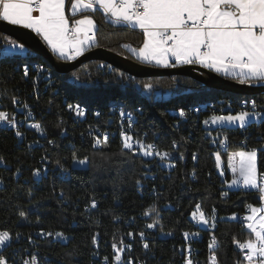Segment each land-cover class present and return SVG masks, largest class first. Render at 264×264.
Here are the masks:
<instances>
[{"label": "trees", "instance_id": "trees-1", "mask_svg": "<svg viewBox=\"0 0 264 264\" xmlns=\"http://www.w3.org/2000/svg\"><path fill=\"white\" fill-rule=\"evenodd\" d=\"M83 15H91L97 22L95 46L146 63L132 51L143 45L142 31L114 24L99 8L75 17ZM4 36L0 32V42ZM32 60L45 63L52 77L45 79L33 69ZM25 64L29 66L27 76ZM145 83L153 88L145 89ZM160 96L165 99L160 100ZM19 98L44 132L21 126L23 140L18 143L13 129L0 127V231L29 236L34 230L61 229L68 236L66 242L38 240L39 247L51 254V264H103L94 255L99 252L113 259L114 243L118 248L132 244V249L122 254L131 257L134 264H181V255L171 246L182 243L185 232L200 233L201 238L193 243L204 264L211 254L213 236L217 264L246 263L236 242L254 240L255 235L241 215L246 217L249 206L263 202L258 190L229 189L225 179L231 176L228 164L232 151L264 145V118L250 122L248 129H208L203 121L230 112L224 110L230 102L234 112L243 102L252 101L256 110L264 111V94L218 90L188 75L136 78L100 60L60 74L42 56L34 59L29 52L0 58V101L20 114ZM70 103L85 107L86 117L75 119L67 108ZM201 104L205 105L203 111H191L192 106ZM117 108L133 116L132 127L126 128L128 135L165 149L170 153L167 160L123 148ZM181 108L186 118L176 115ZM95 110L99 116L94 115ZM217 132L228 138L226 151L212 145V134ZM97 138L101 143H96ZM217 152L224 161L225 179L218 171ZM85 157V167L75 164ZM44 160L50 165L38 180L34 173ZM62 166L72 171L67 179L58 174ZM258 168L259 173L264 172V151H258ZM93 200H98L96 207H91ZM198 203L210 221L207 225L192 220ZM150 208L155 211L145 215ZM152 220L157 222L156 232L146 229ZM161 232L170 236L160 237Z\"/></svg>", "mask_w": 264, "mask_h": 264}, {"label": "snow or ice", "instance_id": "snow-or-ice-1", "mask_svg": "<svg viewBox=\"0 0 264 264\" xmlns=\"http://www.w3.org/2000/svg\"><path fill=\"white\" fill-rule=\"evenodd\" d=\"M66 0H0V20L12 25H23L33 30L42 37L45 43L54 53L65 59H75L83 54L87 47L96 42V22L90 15H83L81 19L72 21L65 15ZM99 6L106 17H111L116 24H135L144 33L143 46L139 49H132L142 61L146 63L155 62L164 67L176 68L180 65L199 64L225 76H231L241 84H253L264 82V0H71V9L74 14L88 9H95ZM33 13H38L34 15ZM5 43L11 45V49L25 48L24 44L5 38ZM130 47V45H126ZM11 49L5 48L2 55L8 57ZM40 68L43 66L40 65ZM29 67L24 66V74L27 76ZM143 87L151 90L153 85L145 83ZM13 103L17 99L13 97ZM28 107L27 104L24 105ZM73 108L72 105H69ZM253 109L256 108L255 101H252ZM73 110L78 115H83V109L76 105ZM121 116L125 113L121 110ZM181 117L186 116L183 108L179 109ZM129 126H131V114ZM262 114L257 111H240L235 115L212 116L205 119V125L233 124L245 128L250 118L260 119ZM0 122L16 127L17 120L14 115L0 111ZM31 127L43 133L44 129L40 123H33ZM17 136L22 133L16 132ZM123 148L136 152L135 145H139V151L144 156H157L161 160H167L170 153L160 151L154 144L145 145L141 140H135L126 132H121ZM227 136L219 140L221 145L227 141ZM104 142L106 143V137ZM215 143V139L213 140ZM52 143V141H49ZM96 143H101L97 138ZM176 142L173 141V144ZM264 151V145L258 148H251L248 151L243 149L233 152L229 157L234 179L231 184L242 183L246 187L257 189L260 192V200L264 202V173H258L257 154ZM217 166L220 162V153L216 154ZM234 158H239V167L232 163ZM3 157H0L2 160ZM76 160V157L73 156ZM85 157L78 160L84 164ZM59 163V161L57 162ZM39 169L34 175L39 174ZM96 207V201L91 203ZM251 215L244 217L247 221L246 228L255 235L254 240L240 243L236 242L238 248L243 252L246 264H264V206L260 208L249 206ZM197 212L192 213L193 219H198L202 224H209V219L200 210L201 205L197 204ZM154 208L146 210L145 215L154 212ZM259 213V216L257 214ZM25 216L24 212L20 213ZM236 216L233 214L232 219ZM214 222L215 216L212 217ZM148 228L155 227V224L147 225ZM43 234V233H42ZM52 235V233H47ZM63 237V233H56ZM132 235V233H129ZM143 237V233L140 234ZM191 235L184 233L187 239ZM19 236V233H17ZM11 239L8 231H0V246H4ZM95 243V237L93 238ZM122 243V242H121ZM217 241L215 236L209 244V264H217L214 245ZM130 245L117 247L115 261H121V253ZM148 248V244H144ZM108 258L105 257V260ZM0 264H7L5 257L0 256ZM24 264H37L36 257ZM186 264H193L189 258ZM239 264V262H238Z\"/></svg>", "mask_w": 264, "mask_h": 264}, {"label": "built area", "instance_id": "built-area-1", "mask_svg": "<svg viewBox=\"0 0 264 264\" xmlns=\"http://www.w3.org/2000/svg\"><path fill=\"white\" fill-rule=\"evenodd\" d=\"M31 55H32V57L34 59L39 57V54L37 52H35V51H31ZM70 60H73V59H70ZM40 65H42L43 67L40 68L39 67ZM31 66H32L33 69H35L38 72H40L41 74H43L45 79H49V78L52 77V72H51L50 68L45 63L40 62L38 60H33ZM135 84L138 87L140 86V84L138 82H135ZM146 95H147L148 98L151 97V95L149 93L146 94ZM163 99H165V97L160 96V100H163ZM18 103L20 104V106L19 107L17 106V110L20 111V114L17 113L16 111L10 109V108H6L3 105V103L0 101V111L8 112L10 114V116L14 115L16 120H17L16 127H12L11 125H8V124H6L4 122H0V127L4 128V129H13L15 131V133L17 131L22 133L21 130H20L21 126L32 128L31 124L37 123V122L40 123V121L37 120V119H32L31 118L32 110L29 109V108H25L24 107L25 103L23 102L22 99L19 98ZM231 104L232 103L230 102V103H228L227 106H231ZM69 105H72L73 108H74L78 104L70 103V104H68V107H67L69 112L73 115V117L75 119H80V118H85L86 117L87 109L85 107L79 105L80 108L83 109L84 114L83 115H78L73 110V108L69 107ZM238 108H239V110H248V109L252 110V111L256 110V108L253 109L252 102H250V103L243 102L241 105L238 106ZM204 109H205V105L204 104H201V105H198V106H195V107H193V106L191 107V111H195V112H201ZM137 110L141 111L140 107H138ZM116 111L119 114L121 113V109L120 108H117ZM220 114H223V113H220ZM94 115L95 116H99L100 115L99 110H95L94 111ZM176 115H179V113L177 112ZM186 116H187V114H186ZM186 116L182 117V118H186ZM213 116H217V115H213ZM133 122H134V119H133L132 115H131V126H129V116H128V114L125 113L124 116H121V123H120L121 132L122 131L126 132V128L127 127H132ZM215 126L216 125H213V124L206 125V127L208 129L214 128ZM32 129L36 130L34 128H32ZM245 129H248V127H246ZM242 130H244V129H242ZM104 135H105V137L107 136L105 133H104ZM17 139H18L17 140L18 143H21L22 140H23V134L21 136H17ZM212 139L213 140L215 139L216 142L214 143L213 140H212V145H214L217 149H220L221 151H226L228 149L227 142H225V144H223V145H221L219 143V140L224 139V135L221 132H217V133L212 134ZM135 140H138V139H135ZM144 144L147 145V144H152V143H144ZM176 144L177 143H175V145ZM134 148H136L137 151L140 152L138 150L139 149V145H135L134 144ZM156 148L158 150H160V151H166L165 149L159 148L157 145H156ZM140 153H142V152H140ZM148 157H155L157 160H161L159 157H157L155 155L148 156ZM0 163H2L1 160H0ZM49 165H50V161L49 160L42 161L41 167L37 168V169L40 170L39 174L35 175V178L38 179V180L40 178H42L44 173H46L48 171ZM153 166H154V162H152L149 165V169L152 168ZM7 167L8 168H12L11 165H7ZM17 173L19 174V173H21V171L18 170ZM261 173H264V172H261ZM58 174H59L60 177L67 179V178H69L72 175V171H71V169L69 167L62 166V167H59ZM240 185L246 191L253 190L251 187H246L242 183H240ZM154 192H155V190L152 189L151 193H154ZM95 201H96V206H97L98 205V200H95ZM194 212H197V215H198V211H194ZM150 214H152V212H150L147 216H149ZM241 217L244 218L243 215H241ZM192 220H193V222L195 224L200 223V222H198V219H193V217H192ZM149 224H155V227L148 228L147 225H149ZM146 229L149 232H153V231L156 232V230H157V222H156V220L148 221L147 224H146ZM1 231H7V230H1ZM47 233H52V235H47ZM56 233H63L64 235H63V237H61V236H57ZM10 235H11V239L9 241H7L4 246H0V256H3V257L6 258L7 264H24L25 261H31V258L33 256L36 257L37 264H51V261H52L51 254L49 252H46V251L42 250L39 247V245H38L39 241L38 240L47 239V238H53L54 240L60 241V242H66L68 240L67 234L64 231H62L61 229H55V230H53V229L52 230L51 229L34 230V231H32L31 235H29V236L23 235L21 233H19V236L13 235L12 233H10ZM159 236L163 237V238H168L170 236V234L169 233H165V232H161L159 234ZM200 238H201L200 233L196 232V233H193V234L189 235V237L187 239L183 236V242L182 243H179V244L176 243V244H173L171 246L173 250L177 251L181 255V259L179 261L181 264H186V259H189V258L193 261V264H204L197 257L196 253L199 251V249L193 243V242H195V240H198ZM238 242L243 243V242H246V241H238ZM128 245H130L131 247L130 248H125L124 252H127V251L132 249V247H133L132 244L129 243ZM236 249H237V251L240 254L243 255V252L238 248L237 243H236ZM115 252H116V249H115ZM124 252H122V253H124ZM122 253H121V261L119 262V264H134V261H133V259L131 257H125ZM105 257H107V256H103V257L100 256L99 252H96V254L94 255V258L97 259V260L98 259L101 260V262L103 264H117V262L114 259L115 255H114L113 259L107 257L108 259L105 260ZM64 264H65V262H64ZM138 264H142V262H139ZM207 264H209V261H208Z\"/></svg>", "mask_w": 264, "mask_h": 264}, {"label": "water", "instance_id": "water-1", "mask_svg": "<svg viewBox=\"0 0 264 264\" xmlns=\"http://www.w3.org/2000/svg\"><path fill=\"white\" fill-rule=\"evenodd\" d=\"M0 32L21 40L29 49L40 54L60 74H67L78 69L82 64L100 60L128 73L136 78L188 75L196 78L211 88L231 91L238 94H264V82L241 84L239 81L205 68L199 64L180 65L176 68L143 63L120 55L101 46L87 49L73 60H62L48 47L44 40L33 30L23 25H12L0 20Z\"/></svg>", "mask_w": 264, "mask_h": 264}, {"label": "rangeland", "instance_id": "rangeland-1", "mask_svg": "<svg viewBox=\"0 0 264 264\" xmlns=\"http://www.w3.org/2000/svg\"><path fill=\"white\" fill-rule=\"evenodd\" d=\"M5 38H7L8 40H11V39H9V37L4 36V37L2 38V41H1V42H2V47L5 46V45H7V44L5 43ZM1 51H2V50H1ZM29 52H30V51H29ZM28 54H29V53L24 52V53L21 54V56H26V55H28ZM32 61H33V60H32ZM26 63H28V61H26ZM234 109H235L234 107H231V106H225L224 110H230V112L223 113V114H217V116H226V115H229V114L235 115L236 113H238V112H240V111H249V112H252V110H239V111H237V112H234V111H233ZM255 111L260 112V113L262 114V116H261L260 119L250 118L249 124H250V122H253V121H260V120H262V119L264 118V111H258V110H255ZM249 124H248V125H249ZM216 126H218V127H224V128H237V127H239L238 125L227 124V123H224V124H217ZM241 149H243L244 151H248V150H250V149H245V148H241ZM241 149H238V150H236V151H239V150H241ZM236 151H232V152L230 153V155H231L233 152H236ZM230 155H229V157H230ZM232 163L235 164V165L237 166V168H238V167H239V158H234V159L232 160ZM75 164H76L77 166H79V167H85L87 163L85 162L84 164H79L78 162H75ZM217 167H218V171H219V173H220V174L222 175V177L225 179L226 170H225V168H224V161H223V158H222L221 155H220L219 166H217ZM228 170H229L231 176H230L228 179H225V180H226V187L229 188V189H238V188H240V187H241L240 184H236V185L231 184V181L234 179V175H233L232 167L230 166V163L228 164ZM257 170H258V173H259V168H258V154H257ZM252 189H253V190H257V189H254V188H252ZM251 206H252V207H256V208H260V207L264 206V202H263V204L260 205V206H256V205H251ZM248 215H251V210L248 211V212L246 213V216H248ZM235 216H237V215H235ZM257 216H258V215H257ZM238 217H239V215H238ZM246 223H247V221H246ZM202 225H205V224H202Z\"/></svg>", "mask_w": 264, "mask_h": 264}, {"label": "crops", "instance_id": "crops-1", "mask_svg": "<svg viewBox=\"0 0 264 264\" xmlns=\"http://www.w3.org/2000/svg\"><path fill=\"white\" fill-rule=\"evenodd\" d=\"M96 8H99V6L97 5L96 6ZM95 8V9H96ZM100 9V8H99ZM92 10H94V9H88V10H84L83 12H85V11H92ZM102 10V9H101ZM103 11V10H102ZM82 12H79V13H76V14H74L73 12H72V9H71V0H66V5H65V15L69 18V24H70V26L72 25V21H74V20H77V19H81L82 18V16L81 17H75L76 15H78V14H81ZM34 15H38V13H33ZM91 16V15H90ZM93 18V17H92ZM110 21H112V19H111V17H107ZM94 19V18H93ZM94 21L96 22V20L94 19ZM113 22V21H112ZM114 23V22H113ZM114 24H116V23H114ZM116 25H120V26H126V27H130V28H133V29H137V30H140V31H142L143 32V30L142 29H140L138 26H136L135 24H127V23H120V24H116ZM96 26H97V22H96ZM96 30H97V27H96ZM95 34H96V31H95ZM5 36H7V37H9V39H11L12 41H16L18 44H24L21 40H17V39H15V38H13V37H11L10 35H7V34H5ZM42 38V37H41ZM45 42V41H44ZM96 43V42H95ZM95 43L91 46V47H87L85 50H87V49H91L92 47H94L95 46ZM25 45V48L23 49V50H21V49H11V45L10 44H7V45H5V46H3L2 47V42H0V58L1 57H3V55H2V53H3V51H4V49L5 48H8V49H11V54L9 55V56H20L22 53H24V52H26V53H29V51L31 52L32 50L31 49H29V47L26 45V44H24ZM143 46V45H142ZM141 46V47H142ZM49 47V46H48ZM50 48V47H49ZM51 49V48H50ZM135 49H139V48H135ZM2 50V51H1ZM84 50V51H85ZM83 51V52H84ZM56 54V56L58 57V58H60V59H62V60H70V59H65V58H62V57H60L57 53H55ZM133 54L137 57V58H139V59H141L136 53H134L133 52ZM142 60V59H141ZM150 64H153V65H157V66H161V65H158V64H156L155 62H152V63H150ZM221 74H223V73H221ZM224 75V74H223ZM228 77H231V76H228ZM258 216H259V213L257 214Z\"/></svg>", "mask_w": 264, "mask_h": 264}, {"label": "bare ground", "instance_id": "bare-ground-1", "mask_svg": "<svg viewBox=\"0 0 264 264\" xmlns=\"http://www.w3.org/2000/svg\"><path fill=\"white\" fill-rule=\"evenodd\" d=\"M40 55V54H39ZM41 56V55H40Z\"/></svg>", "mask_w": 264, "mask_h": 264}]
</instances>
